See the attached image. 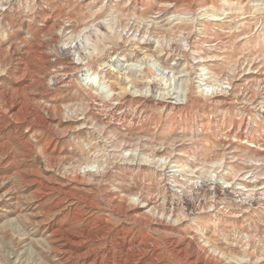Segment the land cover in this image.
<instances>
[{"label":"rangeland","instance_id":"obj_1","mask_svg":"<svg viewBox=\"0 0 264 264\" xmlns=\"http://www.w3.org/2000/svg\"><path fill=\"white\" fill-rule=\"evenodd\" d=\"M162 2L0 0V264H202L185 234L264 264V208L211 188L264 195V0ZM98 22L122 35L92 52Z\"/></svg>","mask_w":264,"mask_h":264},{"label":"bare ground","instance_id":"obj_2","mask_svg":"<svg viewBox=\"0 0 264 264\" xmlns=\"http://www.w3.org/2000/svg\"><path fill=\"white\" fill-rule=\"evenodd\" d=\"M162 1V0H161ZM178 0H163V2H165L164 4H166V5H172L174 2H177ZM184 1V0H183ZM162 2V3H163ZM10 3V2H9ZM178 3V2H177ZM176 6V5H175ZM186 6V5H185ZM108 28L107 29H102V27H101V23H96V24H93V25H91L90 27H88V28H86L85 30H83V32L80 34V37L83 39V40H85V41H88V39H90V40H92L93 42V50H92V52L93 51H98V44H97V42L99 41V40H101V39H103V38H105V37H109L110 36V34H111V36L110 37H113V36H121L120 35V33H119V35H117L118 33H116V31H115V25L113 24V23H107V25H106ZM130 33V32H129ZM113 34H115V35H113ZM126 34H128L127 32H126ZM134 36V35H133ZM135 37V36H134ZM134 37H132L133 39H134ZM146 41V40H145ZM159 44H160V42L159 41H157ZM95 44V45H94ZM188 45V44H187ZM189 46V45H188ZM91 52V53H92ZM90 53H87L86 54V57L89 59L90 58V56H91V54L89 55ZM95 54V53H94ZM184 57H187L188 55H189V53H188V51H183L182 53H181ZM123 66V65H122ZM127 67H129V65H126ZM126 67V68H127ZM200 70V69H199ZM86 75H89L90 76V78L92 79V81H89V82H91L92 84H99V81H98V79L100 78V76H97V75H93V74H91V73H89V72H86ZM88 79H89V77H88ZM58 80V79H57ZM58 84V83H57ZM220 84V83H219ZM189 86V85H188ZM189 88L190 87H188L185 91L183 90V93H182V97L181 98H179V99H177V100H179V106L182 108L183 107V105L185 104L184 102H185V100L186 99H188V97H189ZM203 89V88H202ZM216 91H217V89H215L214 90V92L213 93H216ZM152 96V95H151ZM180 96V95H179ZM243 96V95H242ZM153 99V98H152ZM156 99V98H155ZM150 100V99H149ZM157 100V99H156ZM159 100V99H158ZM165 100V99H164ZM181 100H182V102H181ZM160 101H162V100H160ZM164 103H165V105L166 106H169L170 107V104H169V101H167V100H165V101H163ZM252 103L254 104V101H252ZM178 106V107H179ZM256 108H258L259 110H260V112H262L263 113V116H264V105H260V103H258V102H255V105H254ZM177 107V108H178ZM264 118V117H263ZM262 120H264V119H262ZM248 122V121H247ZM214 123V122H213ZM257 126H259V124H256ZM242 126V125H241ZM251 126V125H250ZM247 127V129H248V131H246V132H249V133H254V132H256V129L253 127H249V126H246ZM244 135V134H243ZM250 135V134H249ZM246 136V135H245ZM260 139V138H259ZM258 140V139H257ZM262 146V145H261ZM263 147V146H262ZM259 150V149H258ZM260 151V150H259ZM263 151V150H262ZM134 152V151H133ZM137 155V154H136ZM149 157V156H148ZM147 158V157H146ZM151 158V157H150ZM142 161H144V160H142ZM147 162H150V164L152 163V165L153 164H157V163H162L163 165H165L166 164V161H162V159H157V161L155 160V159H147L146 160ZM145 162V161H144ZM151 165V166H152ZM261 165V164H260ZM101 170V169H100ZM99 170V171H100ZM89 172V171H88ZM91 172H93V170L91 171ZM90 172V173H91ZM97 173V172H96ZM259 177V176H258ZM244 183H246V181L244 182ZM213 185L211 186V188L213 189L214 188V190H216V193L218 194V193H221V194H223V195H225L226 196V199H230V201L232 200V202L233 203H237L238 205H240V206H245V205H247V204H251V203H253L254 204V201L256 202V204H257V207L259 208V207H263L264 208V195L263 194H261V192L260 193H258V194H256L255 192H254V190H250V189H241V188H239V187H234L233 185L231 186V184H230V187H229V184H228V186H226V187H222L221 189H220V187L218 186V184H217V182L216 183H212ZM250 184V183H249ZM257 184V183H256ZM262 190V189H261ZM210 191V190H209ZM215 192V191H214ZM216 195V194H215ZM221 196V195H220ZM139 199V201H134L133 202V206L134 205H145V206H150L151 208H150V210L149 211H147V212H149L151 215H156V205H154V203H155V201H154V197L153 196H145V197H139L138 198ZM159 202V201H158ZM157 202V203H158ZM191 204H192V207L194 206V205H197L198 206V208L195 210V211H200V214L202 213V212H206V211H208V209H209V204L208 203H206V202H199L198 203V201H197V198H193V199H191ZM227 202V201H226ZM201 203V204H200ZM119 204V203H118ZM191 204H189V205H186V206H190ZM178 205V204H177ZM214 205H215V203H214ZM213 205V206H214ZM231 205V204H230ZM234 205V204H233ZM155 206V207H154ZM216 207H219V206H217V204L215 205ZM239 206V207H240ZM253 206V205H252ZM123 207V206H122ZM176 207V206H175ZM179 207V206H178ZM181 207V206H180ZM246 207V206H245ZM248 207L249 206H247V209H248ZM254 207V206H253ZM117 208V207H116ZM126 208V207H125ZM183 208V207H182ZM191 208V207H190ZM169 209V208H168ZM186 209V208H185ZM219 209H221V207H219ZM218 209V210H219ZM227 209V208H226ZM229 209V208H228ZM227 209V210H228ZM180 210V209H179ZM194 210V209H193ZM123 211V210H122ZM125 211V210H124ZM170 211V210H169ZM176 211V209H174V211H171L170 212V214H168L166 217H165V215H164V213H162L159 217H161V218H164V223L165 224H167V225H175L176 224V226H177V224H179L180 222H182V220L184 219V218H187L190 214H188V213H186V210H182L181 212H179V213H177L176 214V217L174 218V212ZM190 211V210H189ZM255 211V210H254ZM223 212V211H222ZM232 212V211H231ZM237 212V211H236ZM249 212V211H248ZM196 213V212H195ZM199 213V212H198ZM240 213V212H239ZM143 215H144V213H142ZM229 214V213H228ZM132 216V215H131ZM133 217V216H132ZM149 217H150V215H149ZM152 218V217H151ZM135 219H136V217H135ZM160 219V218H159ZM158 220V219H157ZM156 220V221H157ZM139 221V220H138ZM181 225V224H180ZM199 229V228H198ZM248 230V229H247ZM60 231H62V230H60ZM71 231V230H70ZM56 232H58V231H56ZM56 232H54V234L56 233ZM68 232L69 231H65V232H63V233H66V238H65V240H58V244L60 245V246H64V247H70V245H73V244H77V245H79V244H81V241H79L78 239H72V238H69L68 237ZM171 232V231H170ZM170 232H168L167 231V233H170ZM61 233V232H60ZM73 233V232H72ZM176 233V232H175ZM61 235H62V233H61ZM166 235H168V234H166ZM179 235V234H178ZM181 235V234H180ZM188 236H190V235H188ZM193 236H194V234H193ZM167 237V236H166ZM171 237H173V236H171ZM178 237V236H177ZM196 237V236H195ZM168 238V237H167ZM197 238V237H196ZM176 239V238H175ZM242 239V238H241ZM142 240V239H141ZM168 240V239H167ZM174 239H172V240H170V242H171V244H175V245H182V249L183 250H186V251H189V254L190 255H192V257H194V262L196 263V262H198V261H201L202 262V264H216L215 262L216 261H222V262H224L222 259H224L222 256H219V255H217V256H211L210 257V255L208 254V252H207V254L208 255H205L203 252L207 249V248H205L204 246L205 245H203L200 241H198V240H196L195 238H192L191 236H190V238L189 237H187V235L185 234L183 237H180V238H178V240H175V241H173ZM173 241V242H172ZM239 241V240H238ZM123 243H124V241H123ZM142 243V242H141ZM140 243V244H141ZM139 244V243H138ZM140 244H139V246H140ZM146 244V243H145ZM145 244H143V245H145ZM174 245V246H175ZM122 246V245H121ZM125 246V245H124ZM138 246V247H139ZM146 246H148V245H146ZM151 246V245H150ZM149 247V246H148ZM173 247V246H172ZM176 247V246H175ZM178 247V246H177ZM61 248V247H60ZM125 248V247H124ZM150 248V247H149ZM68 249V248H67ZM66 249V250H67ZM174 249H176V248H174ZM173 249V250H174ZM66 250H65V252H66ZM130 250V249H129ZM64 251V250H63ZM68 251V250H67ZM71 251H73V250H71ZM127 251V250H126ZM133 251V250H132ZM135 251V250H134ZM133 251V252H134ZM137 251V250H136ZM135 251V252H136ZM141 251H143V250H141ZM148 251V250H147ZM214 251V250H213ZM131 252V251H130ZM146 252V251H145ZM149 252V251H148ZM155 252V251H154ZM179 252V251H178ZM74 253V252H73ZM127 254H128V252H126ZM137 253H138V251H137ZM156 253V252H155ZM143 254V253H142ZM147 254V253H146ZM215 254V253H214ZM115 255V254H114ZM132 255V254H131ZM130 255V256H131ZM139 255V254H138ZM141 255V254H140ZM155 255V254H154ZM158 255V254H157ZM160 255V254H159ZM126 256V255H125ZM124 256V257H125ZM128 256V255H127ZM116 257V256H115ZM136 257V256H135ZM156 257V256H155ZM154 257V258H155ZM160 258H161V256H159ZM127 258V257H126ZM131 258V257H130ZM130 258H129V260H130ZM139 258V257H138ZM148 258V257H147ZM154 258L152 259V260H154ZM128 259V258H127ZM141 259V258H140ZM139 259V260H140ZM145 259H146V257H145ZM149 259V258H148ZM156 259V258H155ZM122 260V259H121ZM126 260V259H125ZM124 260V261H125ZM136 260V259H135ZM138 260V261H139ZM147 260V259H146ZM158 260V259H157ZM119 261V260H118ZM123 261V262H124ZM151 261V260H150ZM156 261V260H155ZM125 262H127V261H125ZM124 262V263H125ZM213 262V263H212ZM118 263V262H117ZM127 263H130V262H127ZM148 264H149V261L147 262ZM147 263H145V264H147ZM126 264V263H125ZM224 264H227V263H224Z\"/></svg>","mask_w":264,"mask_h":264}]
</instances>
